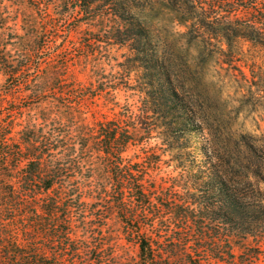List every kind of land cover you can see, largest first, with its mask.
Listing matches in <instances>:
<instances>
[{"label":"trees","instance_id":"obj_1","mask_svg":"<svg viewBox=\"0 0 264 264\" xmlns=\"http://www.w3.org/2000/svg\"><path fill=\"white\" fill-rule=\"evenodd\" d=\"M75 2L85 12L93 8V0ZM101 5L102 14L117 21L105 34L131 46L136 65L123 76L128 80L135 71L141 80L138 107L121 106L113 78L97 75L96 86L78 82L70 55H62L66 47L38 40L47 27L14 34L13 49L1 44L7 77L0 110L7 100L16 107L7 109L8 119L0 115V264H102L112 250L119 260L115 251L122 245L104 230L112 216L137 247L133 264H264V154L250 150L257 160L237 185L208 151L191 158L179 152L176 174L160 176V146L150 143L155 134L172 143L201 127L168 65L163 15L211 54L261 76L264 0ZM3 16L0 9V29L10 34L15 29ZM109 95V109L120 111L90 117L84 100ZM20 97L31 100L29 113ZM250 236L254 247L236 253L233 239Z\"/></svg>","mask_w":264,"mask_h":264},{"label":"rangeland","instance_id":"obj_2","mask_svg":"<svg viewBox=\"0 0 264 264\" xmlns=\"http://www.w3.org/2000/svg\"><path fill=\"white\" fill-rule=\"evenodd\" d=\"M101 1L93 0L92 10L85 12L75 0H0V9L8 21L6 26L15 29L10 34L0 29V48L3 44L7 45L5 51L13 49L16 33L25 37L33 27H47L48 32H42L38 40L43 46L61 43L66 47L67 51H63L62 55H70V67L78 82L84 86L91 83L96 86L97 75L113 78L118 87L113 93L121 106L132 104L138 107L142 99L137 91L141 80L135 71H131L128 80L123 76L136 65L131 57V46L116 43L105 34L107 28H115L117 21L114 15L102 14ZM163 22L165 26L162 29L171 46L170 50H165L168 65L178 88L190 101L193 115L201 127L195 134H186L172 143L166 138L160 139L157 134L153 136L150 143L160 146L162 155L158 173L160 176L176 174L174 168L179 152L191 158L208 151L216 158L227 179L233 184H241L250 170L248 165L257 160L250 150L264 154V75L252 74L246 69L243 73L237 64L224 60L216 52L211 54V48L201 45L191 31L171 21L168 14L163 15ZM95 37L97 40L93 46L90 41ZM82 45H85V50ZM48 55L49 49H46L42 56ZM3 56L0 52V97L7 77L2 64ZM109 97L96 96L84 100L90 117L92 112H95V117L103 118L113 117L115 112L120 111L119 107L109 109L113 107ZM19 103L26 113L31 100L20 97ZM15 105V102L7 100L0 115H5L7 109ZM20 112L18 110L17 115ZM12 115L6 114L5 119ZM130 154L133 155L134 150ZM122 229L117 217L108 219L104 230L111 235L112 242L118 241L122 247L115 251L120 252L119 260L113 257L112 250L111 254L103 255L102 264H133L135 261L137 247L124 238ZM241 239H233L236 253L245 246L254 247L257 243L253 236Z\"/></svg>","mask_w":264,"mask_h":264}]
</instances>
